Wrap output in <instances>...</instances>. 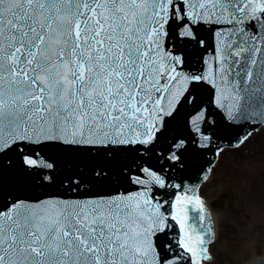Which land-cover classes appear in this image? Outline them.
<instances>
[{"label": "snow or ice", "instance_id": "snow-or-ice-1", "mask_svg": "<svg viewBox=\"0 0 264 264\" xmlns=\"http://www.w3.org/2000/svg\"><path fill=\"white\" fill-rule=\"evenodd\" d=\"M260 129L264 0H0V264H212Z\"/></svg>", "mask_w": 264, "mask_h": 264}, {"label": "rangeland", "instance_id": "rangeland-1", "mask_svg": "<svg viewBox=\"0 0 264 264\" xmlns=\"http://www.w3.org/2000/svg\"><path fill=\"white\" fill-rule=\"evenodd\" d=\"M260 135L256 133L241 151L252 152L261 142ZM226 155L214 169L210 182L202 187L208 202L219 199L221 191L226 193L221 209H213L216 241L211 247L212 264H250L256 257L264 256V161L247 163L242 168L243 179L231 180L227 176ZM254 178L261 188L258 201L251 188Z\"/></svg>", "mask_w": 264, "mask_h": 264}, {"label": "bare ground", "instance_id": "bare-ground-1", "mask_svg": "<svg viewBox=\"0 0 264 264\" xmlns=\"http://www.w3.org/2000/svg\"><path fill=\"white\" fill-rule=\"evenodd\" d=\"M261 134L260 138L261 142L255 147V149H252V152L250 153H243V151H241V149H239L236 152H230L226 155L225 157V163L228 165V175L229 179H241V174H242V168H245V165L250 162H259V163H263L264 161V129H261L259 132H256ZM253 134L252 137L255 136V134ZM243 179V178H242ZM251 188L253 190L254 193V197L255 199L258 201L259 200V195L261 192V188L259 185V182L256 178H254V180L251 181ZM212 213H213V218L216 221V215L215 212L212 209Z\"/></svg>", "mask_w": 264, "mask_h": 264}, {"label": "water", "instance_id": "water-1", "mask_svg": "<svg viewBox=\"0 0 264 264\" xmlns=\"http://www.w3.org/2000/svg\"><path fill=\"white\" fill-rule=\"evenodd\" d=\"M208 91L210 93L212 90L209 89ZM59 159H60V163L66 168L70 166L71 168L76 169L79 167H85L88 164V162L85 159L80 158V157H76V156H63V157H60ZM99 166H104L106 170H108V167H109L108 165H99ZM86 170L91 171L90 168H86ZM113 171H115V169H113ZM225 196H226V193L221 191V193L219 195V199L217 197H215V199H212V202H208L209 205L211 206V208L212 209H221L222 198H225ZM208 211L210 212L209 208H208ZM210 214H211V212H210ZM211 218H212V216H211ZM250 264H264V256L256 257L255 262H250Z\"/></svg>", "mask_w": 264, "mask_h": 264}]
</instances>
